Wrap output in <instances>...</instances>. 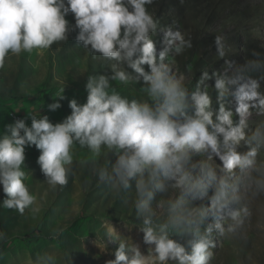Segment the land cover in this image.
<instances>
[{"label":"clouds","instance_id":"1","mask_svg":"<svg viewBox=\"0 0 264 264\" xmlns=\"http://www.w3.org/2000/svg\"><path fill=\"white\" fill-rule=\"evenodd\" d=\"M154 2L0 0V68L10 53L70 38L109 62L108 71L86 76L85 102L70 99L62 121L39 111L27 113L30 126L26 118L4 126L0 207L38 211L25 182L26 146L40 151L37 163L52 187L67 185L74 145L94 163L106 152L99 180L118 197L134 192L132 227L142 239L129 242L111 222L105 240L116 248L105 264H212L220 241L246 240L257 202L264 207V52L252 50L240 63L227 37L214 35L222 64L188 81L176 59L192 49V37L162 24L149 8ZM65 87L49 110L61 108ZM6 241L0 230V244ZM36 264H52L51 257Z\"/></svg>","mask_w":264,"mask_h":264},{"label":"rangeland","instance_id":"2","mask_svg":"<svg viewBox=\"0 0 264 264\" xmlns=\"http://www.w3.org/2000/svg\"><path fill=\"white\" fill-rule=\"evenodd\" d=\"M149 8L162 24H175L191 35L192 49L176 59V68L188 81L204 68L222 64L212 47L214 35L227 37L230 55L240 63L252 50L264 52V0H155ZM66 19L74 23L71 14ZM108 63L72 38L32 54L10 53L0 68V132L18 118H26L30 126L31 112L40 111L53 123L62 121L71 112L70 99L85 102L86 76L108 71ZM64 87L61 108L49 110L47 105ZM118 90L130 95L135 89ZM73 151L67 185L52 187L37 163L40 151L35 145L25 147V182L38 211L26 209L21 215L0 207V230L7 234V241L0 244V264H36L42 254L51 257L52 264H105L114 259L116 248L105 240L111 222L129 242L142 239L132 227L134 192L118 197L99 180L96 169L107 166L106 152L94 163L88 149L74 145ZM59 229L63 231L58 233ZM247 235L246 240H221L212 264H264V207L259 202Z\"/></svg>","mask_w":264,"mask_h":264}]
</instances>
